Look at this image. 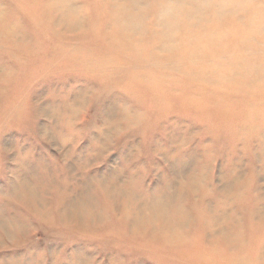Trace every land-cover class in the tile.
Instances as JSON below:
<instances>
[{
  "label": "rangeland",
  "instance_id": "1",
  "mask_svg": "<svg viewBox=\"0 0 264 264\" xmlns=\"http://www.w3.org/2000/svg\"><path fill=\"white\" fill-rule=\"evenodd\" d=\"M234 255L264 264V0H0V264Z\"/></svg>",
  "mask_w": 264,
  "mask_h": 264
},
{
  "label": "bare ground",
  "instance_id": "2",
  "mask_svg": "<svg viewBox=\"0 0 264 264\" xmlns=\"http://www.w3.org/2000/svg\"><path fill=\"white\" fill-rule=\"evenodd\" d=\"M168 10V12L169 11H171V10H169V9H167ZM133 221H136V223H132V225H131V229L135 232L136 230H137V221L138 220H135V218L133 217V219L131 218L130 219V222H133ZM130 222H129V224H130ZM207 225H210L209 223L207 224ZM143 226V225H142ZM170 227V226H169ZM168 227V229H169V231H171L172 232V230L170 229ZM209 227V226H208ZM171 232H168V233H171ZM210 232V231H209ZM161 233H163L162 231H161ZM230 235V234H229ZM231 236V235H230ZM233 237V236H232ZM227 239V238H226ZM166 240H167V243H169V244H171V243H173V242H178V241H182L183 240V237L181 236V235H179V234H176V235H169L167 238H166ZM233 242H235V241H233ZM232 242V243H233ZM211 244V243H210ZM229 248H231V247H229ZM235 251H237L236 249H235ZM217 254H215V256H216ZM234 257H235V255H234ZM215 258V257H214ZM220 259L221 260H225L226 262H227V264H245V263H243V261L241 260V259H237L236 257L235 258H233V257H225V256H220ZM209 260H211V259H209ZM208 260V261H209ZM214 260V259H213ZM225 261H223V263L225 262ZM206 262V261H205ZM242 262V263H241ZM246 262V261H245ZM213 263V262H212ZM211 264V263H210ZM217 264V263H216Z\"/></svg>",
  "mask_w": 264,
  "mask_h": 264
}]
</instances>
